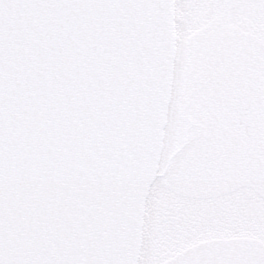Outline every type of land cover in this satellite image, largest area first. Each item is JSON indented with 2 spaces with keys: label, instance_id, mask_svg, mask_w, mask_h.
Returning <instances> with one entry per match:
<instances>
[{
  "label": "water",
  "instance_id": "obj_1",
  "mask_svg": "<svg viewBox=\"0 0 264 264\" xmlns=\"http://www.w3.org/2000/svg\"><path fill=\"white\" fill-rule=\"evenodd\" d=\"M175 56L174 0H0L4 264H138Z\"/></svg>",
  "mask_w": 264,
  "mask_h": 264
},
{
  "label": "rangeland",
  "instance_id": "obj_2",
  "mask_svg": "<svg viewBox=\"0 0 264 264\" xmlns=\"http://www.w3.org/2000/svg\"><path fill=\"white\" fill-rule=\"evenodd\" d=\"M234 2L228 24L248 25L255 19V55L229 62L249 70H229L224 89L208 82L184 91L174 81L138 264H154L143 248L153 239L149 206L170 209L183 222L189 216L190 233L199 236L156 264H264V0ZM248 5L255 8L253 17L246 14ZM251 98L258 109L254 146L243 132H232L235 105ZM181 227L168 233L165 222L162 229L173 242H181Z\"/></svg>",
  "mask_w": 264,
  "mask_h": 264
},
{
  "label": "flooded vegetation",
  "instance_id": "obj_3",
  "mask_svg": "<svg viewBox=\"0 0 264 264\" xmlns=\"http://www.w3.org/2000/svg\"><path fill=\"white\" fill-rule=\"evenodd\" d=\"M234 6V0H174V81L180 83L181 90L189 91L198 84L206 85L208 82L224 89L229 70L230 74L249 70L248 67L238 68L229 64H236L241 58L246 61L248 55H255V19L248 25H243L242 21L239 25H229V11ZM254 11L253 5L247 6V16L253 17ZM203 76L208 78L203 79ZM235 108L232 132H243L245 140L251 141L254 146L255 122L258 119L255 99L251 98L243 104L241 101Z\"/></svg>",
  "mask_w": 264,
  "mask_h": 264
},
{
  "label": "trees",
  "instance_id": "obj_4",
  "mask_svg": "<svg viewBox=\"0 0 264 264\" xmlns=\"http://www.w3.org/2000/svg\"><path fill=\"white\" fill-rule=\"evenodd\" d=\"M149 207V219L147 220H149V222L151 220L152 222L149 227L153 231V239L150 245H144L143 248L147 252L148 256L151 257V260L154 264L158 263L161 257L175 252L178 248L181 247V245H188L195 242V239L199 237L196 236V232H194V234L190 233L192 221L190 220L189 216L185 218L187 221L183 222L184 219L182 220V217L175 218L170 209L165 211L163 208L156 210L153 206ZM150 215H152L151 219ZM165 222H167L169 226V230L166 231L168 233H172L171 231L175 230L176 227H181V225L184 226V228L181 227L180 231H178L181 235L185 236L181 242H173V239L168 236L169 234H165V232H163L162 228ZM193 223H195V221Z\"/></svg>",
  "mask_w": 264,
  "mask_h": 264
},
{
  "label": "snow or ice",
  "instance_id": "obj_5",
  "mask_svg": "<svg viewBox=\"0 0 264 264\" xmlns=\"http://www.w3.org/2000/svg\"><path fill=\"white\" fill-rule=\"evenodd\" d=\"M0 264H4V261L0 260ZM16 264H31V262L17 261Z\"/></svg>",
  "mask_w": 264,
  "mask_h": 264
}]
</instances>
